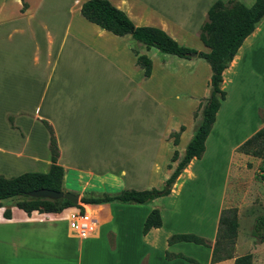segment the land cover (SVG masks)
Returning a JSON list of instances; mask_svg holds the SVG:
<instances>
[{"label":"crops","instance_id":"1","mask_svg":"<svg viewBox=\"0 0 264 264\" xmlns=\"http://www.w3.org/2000/svg\"><path fill=\"white\" fill-rule=\"evenodd\" d=\"M85 1L22 0V9L21 0H0V124L7 131L0 154L12 156L16 164L33 165L23 173L40 172L41 165V173L47 172L49 149L44 160L29 153L24 134L26 121L46 131L44 121L55 139L64 192L79 199L109 194L92 191L106 185L121 190L160 189L170 174L167 164L173 163V150L180 159L191 138L192 134L184 139L185 123L208 89L209 67L197 57L156 56L155 49L146 50L130 36L112 35L80 16ZM106 1L134 27L158 28L180 46L208 52L197 35L216 0ZM235 1L249 7L255 0ZM130 48L150 59L148 78L135 65ZM186 77L197 86L191 92L184 89ZM219 88L224 99L202 153L208 149L204 155L208 160L191 159L166 196L142 205H81L96 226L87 237L68 226V214L75 208L26 214L14 206L15 198L0 207V264H191L168 254L211 264L228 165L236 157L251 158L236 149L264 127V25H256L243 40L222 71ZM154 114L159 116L160 129L154 128ZM180 126L184 130L173 146L168 134ZM225 154L220 181L211 171L200 170ZM161 169L164 177L154 184ZM207 189L213 195L210 205L176 203L183 193L194 200L198 190ZM174 196L173 206L162 204ZM153 209L161 225L143 235V222ZM5 211L8 219L3 217ZM177 234L201 238L205 245H168L167 239ZM213 264H233V259Z\"/></svg>","mask_w":264,"mask_h":264},{"label":"trees","instance_id":"2","mask_svg":"<svg viewBox=\"0 0 264 264\" xmlns=\"http://www.w3.org/2000/svg\"><path fill=\"white\" fill-rule=\"evenodd\" d=\"M22 2V0H21ZM22 9L25 4L22 2ZM80 16L86 21L111 33L114 36H130L141 44L146 50L155 49L160 54L171 55L179 59H190V54L195 53L197 59H202L209 67L210 76L208 87L212 89L210 99L207 97L201 108L200 120L192 132L191 138L185 145L183 155L178 159L174 149L170 162L177 161L171 173L164 181L165 189L151 188L145 191L122 190L116 194H101L99 196L84 195L78 199V204L72 205L66 200L34 199L27 196L31 191L38 189L62 192V168L56 164L57 147L50 126L41 121L49 134V159L50 166L47 172H26L14 177L0 175V207L4 201L18 198L14 206L26 214L33 211L38 213H60L67 208H75L82 213L81 205H101L106 203L120 204H146L157 197L166 196L169 187L174 183L181 171L191 159H199L204 152V141L214 122V116L220 102L224 99V93L220 90L221 74L235 55L243 40L252 33L258 22L264 17V0H255L246 7L235 0H216L206 11V20L200 25L198 39L207 53L196 52L193 49L178 45L162 30L154 27H134L126 15L111 6L106 0H87L80 5ZM135 57V65L141 69L143 77L148 78L151 71V61L146 55H140L135 48H130ZM184 127L177 131H171L168 138L172 139L173 146L178 143V137ZM238 153L264 161V127L252 134L237 149ZM167 168L171 166L167 164ZM255 180L264 184V168L255 175ZM3 217L8 219L9 213L5 211ZM161 225L159 213L151 210L142 225L141 233L146 234L151 228H159ZM237 214L234 208L220 211L213 246L211 247L210 263H217L227 259H233V264H251V255L244 254L233 257L234 243L237 233ZM264 216L259 215L254 219L251 228V236L264 242ZM175 242H192L205 245V242L192 235H172L167 239V244ZM169 258H181L184 261L197 264L189 258L181 255H170Z\"/></svg>","mask_w":264,"mask_h":264},{"label":"rangeland","instance_id":"3","mask_svg":"<svg viewBox=\"0 0 264 264\" xmlns=\"http://www.w3.org/2000/svg\"><path fill=\"white\" fill-rule=\"evenodd\" d=\"M260 23L257 24L258 27L261 25H264V17L259 21ZM174 40V39H173ZM155 51V50H154ZM156 56H165L168 58L174 59L175 57L166 55V54H160L157 51H155ZM178 59V58H177ZM180 75V74H179ZM194 82H191L185 78V83L183 84L184 89H187V91L191 92L192 88H196V85H192ZM202 84V83H201ZM202 86V85H201ZM209 89V87H208ZM198 99L199 104L196 105V107L193 108L191 111V117L190 120L187 121L186 128L188 130V133L184 137V139L188 136L191 135L195 127L197 126V123L200 120V115H201V108L205 103V99L207 98V92ZM189 104H193V101H190ZM184 107H189L187 103H185ZM186 111V110H185ZM159 116H156L154 114L153 117V124L155 129H160L161 124H159ZM24 130H25V135L27 137V146L26 149L29 153H32L36 156H38L40 159L44 160L48 156V148H47V129L46 131L37 125H32L29 124L28 121L25 122ZM2 124V123H1ZM0 124V144L3 139V135L7 133L5 131V127L2 124ZM44 126V125H43ZM45 127V126H44ZM177 131V130H176ZM48 132V131H47ZM171 132V131H170ZM49 135V134H48ZM169 139V138H168ZM12 138H10V141ZM172 140V139H170ZM208 149L206 150V156H207ZM205 153L198 159V160H208L206 159ZM12 156H6L0 154V174L2 172L3 177H5L6 174H9L8 177H14L11 175H20L22 174L25 169H28L31 165L28 162H23V163H15L14 160L12 159ZM237 159H234L227 168L226 171V188L224 192V201L222 204L223 209H230L234 208L236 210L237 214V238H235V243H234V249H233V254L234 255H244V254H250L251 255V264H264V242H258L257 239L253 238L251 236V228L254 223V219L259 216L263 215L264 216V184L255 180V175L258 173V171L261 168H264V161L257 159V158H246L242 159L241 157H236ZM197 160V159H196ZM217 162L212 164H205L202 167H200L201 171H206L209 170L215 175V180L220 181V177L223 174L224 170V163L227 161L226 159V154L223 155L220 159L216 158L215 159ZM44 163V162H42ZM177 161L171 163V169L174 168L176 165ZM211 163V162H210ZM44 165V164H43ZM33 167V165L31 166ZM41 166H39L38 171L41 172ZM164 177V172L161 169L159 173L154 175V180L153 183L156 184L157 179H161ZM157 178V179H156ZM96 181L97 179H93ZM75 185L77 183L74 181L73 182ZM173 185V184H172ZM172 185L169 187V192L170 189L172 188ZM164 186V184L161 186ZM156 189V187L154 186ZM160 188V189H161ZM122 188H109L107 185L103 188H99V190H92L94 192H101V193H106L110 192L109 194L112 193H118ZM212 192H209L208 189L206 191H201L198 190L195 194H199L197 196H194V200L185 193L180 195L179 202H176L175 196L172 199H163L162 204H165L168 207H171L174 205L176 202L177 205L181 203L184 205L194 203V205H210L213 203V195L211 194ZM163 197V196H162ZM12 200V201H10ZM15 198L9 199L4 201V205H7L9 202L15 201ZM189 201V203H188ZM73 209L70 210V212ZM83 212V211H82ZM86 214V211H85ZM87 215H91L90 212H88ZM264 235V233H263Z\"/></svg>","mask_w":264,"mask_h":264},{"label":"built area","instance_id":"4","mask_svg":"<svg viewBox=\"0 0 264 264\" xmlns=\"http://www.w3.org/2000/svg\"><path fill=\"white\" fill-rule=\"evenodd\" d=\"M67 220L69 228L81 237L91 235L96 228L92 218L84 212L80 213L77 209H73L68 214Z\"/></svg>","mask_w":264,"mask_h":264},{"label":"water","instance_id":"5","mask_svg":"<svg viewBox=\"0 0 264 264\" xmlns=\"http://www.w3.org/2000/svg\"><path fill=\"white\" fill-rule=\"evenodd\" d=\"M191 58H196V54L192 53L190 54ZM212 94V89L209 88L207 97L210 99ZM167 187H165L166 189ZM28 197L34 198V199H48V200H66L72 205L78 204V196L75 194H72L70 192H55L52 190H46V189H38L31 191L27 194Z\"/></svg>","mask_w":264,"mask_h":264}]
</instances>
